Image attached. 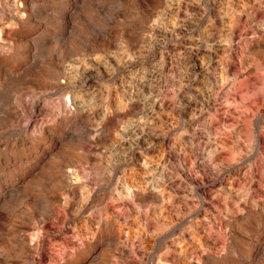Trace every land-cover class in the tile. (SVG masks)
Returning a JSON list of instances; mask_svg holds the SVG:
<instances>
[{
	"label": "rangeland",
	"instance_id": "obj_1",
	"mask_svg": "<svg viewBox=\"0 0 264 264\" xmlns=\"http://www.w3.org/2000/svg\"><path fill=\"white\" fill-rule=\"evenodd\" d=\"M0 68V264H264V0H0Z\"/></svg>",
	"mask_w": 264,
	"mask_h": 264
},
{
	"label": "bare ground",
	"instance_id": "obj_2",
	"mask_svg": "<svg viewBox=\"0 0 264 264\" xmlns=\"http://www.w3.org/2000/svg\"><path fill=\"white\" fill-rule=\"evenodd\" d=\"M170 3H171V2H170ZM18 5H19V4H18ZM175 6H176V5H175ZM180 6H181V5H180ZM22 8H23V7H22ZM22 8H21V9H22ZM177 8H178V6H177ZM167 9H168V8H167ZM174 9H175V8H174ZM162 10H163V9H162ZM169 10H170V9H169ZM172 10H173V9H172ZM19 11H20V10H19ZM165 11H166V10H165ZM167 12H168V11H167ZM27 14H28V13H27ZM159 14H160V13H159ZM3 16H4V14H3ZM31 16H32V15H31ZM166 16H167V15H166ZM169 16H170V15H169ZM163 18H164V17H163ZM163 18H162V19H163ZM171 18H172V17H171ZM175 19H176V18H174L173 20H175ZM10 20H11V19H10ZM159 20H160V19H159ZM173 20H172V21H173ZM168 21H169V20H168ZM15 22H16V21H15ZM20 22H21V21H20ZM62 22H63V21H62ZM178 23H179V22H178ZM14 24H15V23H14ZM160 24H161V23H160ZM169 24H170V23H169ZM3 25H4V24H3ZM154 25L156 26V24H154ZM175 25H176V23H175ZM184 25H185V24H184ZM171 26H173V24H171ZM9 27L11 28V26H9ZM21 27H22V26H21ZM28 27H29V26H28ZM156 27H157V26H156ZM158 27H159V26H158ZM158 27H157V28H158ZM165 27H166V26H165ZM180 27H181V26H180ZM2 28H3V27H2ZM16 28H17V27H16ZM23 28H24V27H23ZM1 30H2V29H1ZM155 30H156V29H155ZM158 30H159V29H158ZM163 30H164V29H163ZM163 30H162V31H163ZM12 31H13V30H11V32H12ZM16 31H17V30H16ZM169 31H170V30H169ZM180 31H181V30H180ZM211 31H212V30H211ZM213 31H215V30H213ZM2 32H3V31H2ZM157 32H158V31H157ZM160 32H161V31H160ZM160 32H159V33H160ZM177 32H178V31H177ZM172 33H173V32H172ZM212 33H213V32H212ZM16 34H17V33H16ZM165 34H166V32H165ZM174 34H176V33H174ZM177 34H178V33H177ZM10 35H11V34H10ZM163 35H164V33H163ZM169 35H171V34L169 33ZM169 35H168V36H169ZM151 36H152V35H151ZM152 37H153V36H152ZM164 37H166V36H164ZM164 37H163V38H164ZM170 37H171V36H170ZM7 38H8V37H7ZM13 39H14V38H12V40H13ZM15 39H16V38H15ZM167 39H168V38H167ZM154 40H155V39H154ZM158 40H159V39H158ZM149 42H150V41H149ZM154 42H155V41H154ZM152 43H153V42H152ZM159 44H160V43H159ZM194 44H195V43H194ZM198 44H199V43H198ZM200 45H201V44H200ZM215 45H217V44H215ZM190 46H191V45H190ZM197 46H198V45H197ZM213 46H214V45H213ZM217 46H219V45H217ZM175 47H176V46H175ZM194 47H195V46H194ZM215 47H216V46H215ZM221 47H222V46H221ZM5 48H6V45H5ZM224 48H225V47H224ZM172 49H173V48H172ZM174 49H176V48H174ZM205 49H206V48H205ZM107 50H108V49H107ZM179 50H180V49H179ZM97 51H98V50H97ZM213 51H214V50H213ZM217 51H218V50H217ZM98 52H99V51H98ZM100 52H102V51L100 50ZM104 52H107V51H104ZM92 53H93V52H92ZM95 53H96V52H95ZM172 53H174V52H172ZM198 53H199V52H198ZM218 53H219V52H218ZM93 54H94V53H93ZM96 54H97V53H96ZM88 55H89V53H88ZM104 55H105V54H104ZM169 55H170V54H169ZM169 55H168V56H169ZM192 55H193V54H192ZM206 55H207V54H206ZM86 56H87V54H86ZM105 56H106V55H105ZM203 56H204V55H203ZM94 57H95V56H94ZM100 57H101V55H100ZM215 57H216V55H215ZM106 58H107V57H106ZM168 58H169V57H168ZM4 59H5V58H4ZM90 59L92 60V58H90ZM99 59H100V58H99ZM107 59H108V58H107ZM111 59H112V58H111ZM84 60H85V58H84ZM93 61H94V60H93ZM93 61H92V62H93ZM98 61H99V60H98ZM105 61H106V60H105ZM108 61H109V60H108ZM10 62H12V61H10ZM87 62H88V61H87ZM87 62H86V63H87ZM74 63H75V62H74ZM93 63H94V62H93ZM106 63H108V62H106ZM109 63H110V61H109ZM115 64H116V63H115ZM117 64H118V63H117ZM86 65H87V64H86ZM88 65H89V64H88ZM95 65H96V64H95ZM95 65H93V66H95ZM202 65H203V64H202ZM207 65H208V64H207ZM207 65H206V66H207ZM16 66H17V64H16ZM66 66H67V65H66ZM70 66H71V65H70ZM83 66H84V65H83ZM116 66H117V65H116ZM128 66H129V64H128ZM11 67H12V66H11ZM91 67H92V66H91ZM100 67H102V66H100ZM199 67H200V66H199ZM207 67H208V66H207ZM9 68H10V67H9ZM66 68H67V67H66ZM78 68H79V67H78ZM78 68H77V69H78ZM86 68H88V67H86ZM123 68H124V67H123ZM202 68H203V67H202ZM205 68H206V67H205ZM0 69H3V68H0ZM88 70H89V69H88ZM88 70H87V71H88ZM92 70H93V69H92ZM203 70H204V69H203ZM11 71H12V70H11ZM128 71H129V70H128ZM133 71H134V70H133ZM135 71H136V70H135ZM204 71H205V70H204ZM12 72H13V71H12ZM77 72H78V70H77ZM202 72H203V71H202ZM73 73H74V72H73ZM84 73H85V72H84ZM89 73H90V72H89ZM124 73H125V72H124ZM71 74H72V73H71ZM75 74H76V73H75ZM128 74H129V73H128ZM128 74L125 73L126 77H127ZM131 74H132V72H131ZM131 74H129V75H131ZM77 75H78V74H77ZM136 75H137V74H136ZM70 76H71V75H70ZM70 76H69V77H70ZM72 76H73V75H72ZM75 76H76V75H75ZM89 76H90V74H89ZM69 77H68V79H69ZM77 77H78V76H77ZM91 77H92V75H91ZM121 77H124V76H121ZM207 77H208V76H207ZM84 78H85V77H84ZM88 78H89V77H88ZM131 78L133 79V78H135V77L133 76V77H131ZM120 79H121V78H120ZM128 79H129V78H128ZM135 79H136V78H135ZM205 79H206V78H205ZM109 80H110V79H109ZM129 80H130V79H129ZM206 80H207V79H206ZM67 81H68V80H67ZM112 81H114V80H112ZM73 82H74V81H73ZM82 82H83V81H82ZM82 82H81V83H82ZM84 82H85V81H84ZM125 82H126V81H125ZM207 82H208V81H207ZM121 83H122V82H121ZM89 84H90V83H89ZM91 84H92V83H91ZM117 84L120 85V83H117ZM125 84H126V83H125ZM138 84H139V83H138ZM78 85H79V84H78ZM121 85H122V84H121ZM139 86H140V84H139ZM143 86H144V85H143ZM84 87H85V86H84ZM86 88H87V87H86ZM137 88H138V87H137ZM82 89H83V88H82ZM92 89H93V88H92ZM126 89H127V88H126ZM204 89H205V88H204ZM204 89H203V90H204ZM120 90H121V89H120ZM140 90H141V89H140ZM142 90H143V89H142ZM76 91H77V90H76ZM80 91H81V90H80ZM124 91H125V89H124ZM132 91H133V90H132ZM135 91H136V90H135ZM74 92H75V91H74ZM77 92H79V91H77ZM81 92H82V91H81ZM84 92H85V91H84ZM88 92H90V91H88ZM92 92H93V91H92ZM100 92H101V91H100ZM115 92H116V91H115ZM129 92H130V91H129ZM138 92H139V91H138ZM72 93H73V92H72ZM121 93H122V92H121ZM125 93H126V92H125ZM73 94H75V93H73ZM77 94H78V93H77ZM82 94H83V92H82ZM82 94H81V95H82ZM87 94H88V93H87ZM78 95H79V94H78ZM81 95H80V96H81ZM125 95H126V94H125ZM87 96H88V95H87ZM91 96H92V95H91ZM96 96H98V95H96ZM121 96H122V95H121ZM126 96H127V95H126ZM210 96H211V95H210ZM213 96H214V95H213ZM78 97H79V96H78ZM83 97H84V96H83ZM123 97H124V96H123ZM215 97H216V96H215ZM91 98H92V97H91ZM138 98H139V97H138ZM213 98H214V97H213ZM213 98H212V99H213ZM88 99H89V98H88ZM93 99H94V98H93ZM132 99H133V98H132ZM212 99H211V100H212ZM89 100H90V99H89ZM94 100H95V99H94ZM138 100H139V99H138ZM140 100H142V99H140ZM208 100H210V99L208 98ZM86 101H87V100H86ZM92 101H93V100H92ZM107 101H108V100H107ZM134 101H135V100H134ZM204 101H205V100H204ZM204 101H203V102H204ZM217 101H218V100H217ZM87 102H88V101H87ZM89 102H90V101H89ZM100 102H101V101H100ZM128 102H129V101H128ZM164 102H165V101H164ZM107 103H108V102H107ZM123 103H124V102H123ZM83 104H84V103H83ZM118 104H119V103H118ZM212 104H214V103H212ZM95 105H96V104H95ZM103 105H104V104H103ZM116 105H117V104H116ZM121 105H122V104H121ZM160 105H161V104H160ZM164 105H165V104H164ZM77 106H78V105H77ZM112 106H113V105H112ZM96 107H97V106H96ZM35 108H36V107H35ZM81 108H82V107H81ZM81 108H79V109H81ZM94 108H95V107H94ZM94 108H93V109H94ZM116 108H117V106H116ZM129 108H131V107H129ZM86 109H87V108H86ZM139 109H140V108H139ZM100 110H101V109H100ZM71 111H72V110H71ZM79 111H80V110H79ZM40 112H41V111H40ZM75 112H77V111L75 110ZM32 113H33V112H32ZM90 113H91V112H90ZM41 114H42V113H41ZM86 114H87V113H86ZM68 115H69V114H68ZM74 115H75V114H74ZM77 115H78V114H77ZM135 115H137V114H135ZM92 116H93V115H92ZM76 117H77V116H76ZM102 117H103V116H102ZM87 118H88V117H87ZM124 118H125V117H124ZM129 118H130V117H129ZM67 119H68V118H67ZM67 119H66V120H67ZM125 120H127V119L125 118ZM116 121H117V120H116ZM129 121H130V120H129ZM131 121H132V120H131ZM133 121H134V120H133ZM141 121H142V120H141ZM134 122H135V121H134ZM142 123H143V122H142ZM128 124H129V123H128ZM143 124H144V123H143ZM97 125H98V124H97ZM113 125H114V124H113ZM132 126H133V125H132ZM149 126H150V125H149ZM42 127H43V126H42ZM109 128H110V127H109ZM113 128H114V127H113ZM121 128H122V127H121ZM128 128H129V127H128ZM140 128H141V127H140ZM151 128H152V127H151ZM41 129H42V128H41ZM51 129H52V128H51ZM110 129H111V128H110ZM110 129H109V130H110ZM117 130H118V129H117ZM91 131H92V130H91ZM127 131H128V130H127ZM130 131H131V130H130ZM146 131H147V130H146ZM150 131H151V129H150ZM96 132H97V131H96ZM138 132H139V130H138ZM138 132H137V133H138ZM142 132H143V131H142ZM99 133H101V131H100ZM96 134L99 135L98 133H96ZM121 134H122V133H121ZM129 134H130V133H129ZM140 134H142V133H140ZM93 135H94V134H93ZM118 135H119V134H118ZM125 135H126V134H125ZM138 135H139V133H138ZM159 135H160V134H159ZM136 136H137V135H136ZM136 136H135V137H136ZM165 136H166V135H165ZM165 136H164V137H165ZM157 137H158V136H157ZM166 137H167V136H166ZM111 138H112V137H111ZM124 138H125V137H124ZM138 138H139V137H138ZM144 138H145V137H144ZM127 139H129V138H127ZM130 139H131V138H130ZM113 140H114V139H113ZM138 140H139V139H138ZM142 140H143V139H142ZM121 141H122V140H121ZM135 141H136V140H135ZM117 142H118V141H117ZM124 143H125V142H124ZM137 143H138V142H137ZM144 143H145V142H144ZM144 143H142V144H144ZM134 144H135V142H134ZM116 145H117V144H116ZM118 146H119V145H118ZM210 146H211V145H210ZM212 146H213V145H212ZM127 147H128V146H127ZM118 150H119V149H118ZM122 150L124 151V149H122ZM119 152H120V151H119ZM126 152H127V150H126ZM139 152H140V151H139ZM118 154H119V153H118ZM76 155H77V154H76ZM124 155H125V152H124ZM76 157H77V156H76ZM139 161H140V159H139ZM178 162H179V161H178ZM144 163H145V162H144ZM148 163H149V161H148ZM147 165H148V164H147ZM152 165H153V164H152ZM158 165H159V164H158ZM203 165H204V164H203ZM55 166H56V164H55ZM61 166H62V163H61ZM63 166H64V165H63ZM73 166H74V165H73ZM150 166H151V165H150ZM159 166H160V165H159ZM56 167H58V166H56ZM76 168H77V167H76ZM76 168H75V169H76ZM199 168H200V167H199ZM60 169H61V167H60ZM154 169H155V167H154ZM204 169H205V168H204ZM213 169H214V168H213ZM56 170H57V169H56ZM58 170H59V169H58ZM149 170H150V169H149ZM155 170H156V169H155ZM184 170H185V169H184ZM62 171H63V170H62ZM157 171H158V170H157ZM182 171H183V169H182ZM78 172H79V171H78ZM160 172H161V171H160ZM183 172H184V171H183ZM226 172H227V171H226ZM155 173H156V172H155ZM67 174H68V173H67ZM215 174H216V173H215ZM63 175H64V174H63ZM151 175H152V174H151ZM70 176H71V175H70ZM154 176H155V175H154ZM56 177H57V176H56ZM148 177H149V176H148ZM155 177H156V176H155ZM57 178H59V176H58ZM57 178H56V179H57ZM61 178H62V177H61ZM154 179H155V178H154ZM154 179H153V180H154ZM60 180H61V179H60ZM148 180H149V179H148ZM157 180L159 181V179H157ZM229 180H230V179H229ZM154 181H155V180H154ZM58 182H59V181H58ZM60 182H61V181H60ZM156 182H157V181H156ZM62 183H63V182H62ZM72 183H73V182H72ZM144 183H145V182H144ZM150 183H151V182H150ZM153 183H154V182H153ZM60 184H61V183H60ZM148 184H149V182H148ZM230 184H231V183H230ZM226 185H227V184H226ZM145 186H146V185H145ZM154 186H155V185H154ZM231 186H233V185H231ZM131 187H132V186H131ZM157 187H158V186H157ZM224 187H225V186H224ZM71 188H72V187H71ZM62 189H63V188H62ZM139 189H140V188H139ZM130 190H131V189H130ZM141 190H142V189H141ZM143 190H144V189H143ZM8 191H9V190H8ZM67 192H68V191H67ZM136 193H137V192H136ZM136 193H135V194H136ZM152 193H153V192H152ZM7 194H8V193H7ZM70 194H71V193H70ZM74 194H75V193H74ZM137 194H138V193H137ZM142 194H143V193H142ZM130 195H131V194H130ZM133 195H134V194H133ZM138 195L140 196V194H138ZM149 195H150V194H149ZM77 196H78V195H77ZM7 197H8V196H7ZM66 197H67V196H66ZM68 197H69V196H68ZM68 197H67V198H68ZM127 197L129 198V195H128ZM127 197H126V198H127ZM131 197H132V196H131ZM227 197H228V196H227ZM132 198H133V197H132ZM138 198H139V197H138ZM237 198H238V197H237ZM63 199H64V198H63ZM73 199H74V198H73ZM124 199H125V198H124ZM136 199H137V198H136ZM134 200H135V198H134ZM68 201H69V200H68ZM52 202H53V201H52ZM62 202H63V200H62ZM137 202H138V201H137ZM69 203H70V202H69ZM125 203H126V202H125ZM68 208H69V207H68ZM51 209H52V208H51ZM43 221H44V219H43ZM38 226H39V224H38ZM32 227H34V226H32ZM35 227H36V226H35ZM38 231H39V230H38ZM30 232H31V230H30ZM36 232H37V231H36ZM76 232H77V230H76ZM27 233H28V232H27ZM85 233H86V232H85ZM36 236H37V234H36ZM22 237H23V236H22ZM26 237H27V236H26ZM84 237H85V236H84ZM27 238H28V237H27ZM38 238H39V237H38ZM120 240H122V239L120 238ZM82 241H83V240H82ZM88 241H89V240H88ZM127 241H128V240H127ZM34 243H35V242H34ZM123 244H124V243H123ZM121 246H122V245H121ZM83 249H84V248H83ZM123 249H124V248H123ZM83 251H84V250H83ZM124 251H125V250H124ZM119 258H120V257H119ZM121 261H122V260H121ZM122 263H123V261H122Z\"/></svg>",
	"mask_w": 264,
	"mask_h": 264
}]
</instances>
